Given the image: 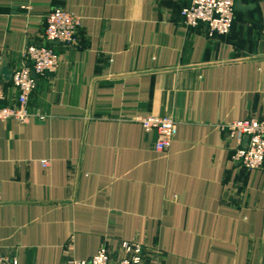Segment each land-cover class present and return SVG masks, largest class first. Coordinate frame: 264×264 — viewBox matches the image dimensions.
<instances>
[{"label": "crops", "instance_id": "obj_1", "mask_svg": "<svg viewBox=\"0 0 264 264\" xmlns=\"http://www.w3.org/2000/svg\"><path fill=\"white\" fill-rule=\"evenodd\" d=\"M190 3L0 0V70L32 45L61 60L29 101L47 120L0 122V255L66 264L106 247L120 262L137 242L144 264H264V169L235 163L221 130L264 118V0H236L253 8L213 37L184 25ZM55 9L82 18L77 45L46 42ZM145 116L176 121L169 152Z\"/></svg>", "mask_w": 264, "mask_h": 264}, {"label": "built area", "instance_id": "obj_2", "mask_svg": "<svg viewBox=\"0 0 264 264\" xmlns=\"http://www.w3.org/2000/svg\"><path fill=\"white\" fill-rule=\"evenodd\" d=\"M181 19L185 26L197 28L204 24L209 36L228 35L235 22L236 0H191L188 7L182 9ZM82 18L73 13L55 9L46 17L45 40L48 43L59 42L66 46L77 45L80 41ZM26 64L15 70L11 79L17 95L14 104H7L5 82L0 75V122L16 121L27 124L32 121L44 122L48 116L40 111H30L29 101L38 87V78L56 73L61 64L59 55L51 46H29L23 52ZM146 133H156L155 150L169 152L176 133L177 123L169 116H145L136 119ZM221 130L236 139L233 160L248 171L264 169V118H250L222 125ZM248 138L245 144L244 140ZM44 169L51 162L41 161ZM1 192V183H0ZM123 250L128 257L113 262L106 247L89 260L69 259L66 264H144V250L137 242H124ZM0 264H19L16 257L0 255Z\"/></svg>", "mask_w": 264, "mask_h": 264}, {"label": "water", "instance_id": "obj_3", "mask_svg": "<svg viewBox=\"0 0 264 264\" xmlns=\"http://www.w3.org/2000/svg\"><path fill=\"white\" fill-rule=\"evenodd\" d=\"M236 7L240 8V9H243V10L252 9L253 8L251 6L244 7L240 3H236ZM0 75L2 76V78H3L5 83H10L11 82V79H12V76H13V72L8 69L6 58L2 59V68L0 70ZM244 142L246 144L248 142V138H245Z\"/></svg>", "mask_w": 264, "mask_h": 264}]
</instances>
